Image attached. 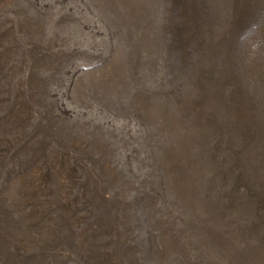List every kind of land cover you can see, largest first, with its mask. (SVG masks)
<instances>
[{"label":"rangeland","instance_id":"rangeland-1","mask_svg":"<svg viewBox=\"0 0 264 264\" xmlns=\"http://www.w3.org/2000/svg\"><path fill=\"white\" fill-rule=\"evenodd\" d=\"M0 264H264V0H0Z\"/></svg>","mask_w":264,"mask_h":264}]
</instances>
